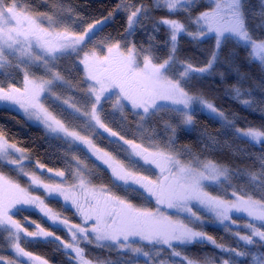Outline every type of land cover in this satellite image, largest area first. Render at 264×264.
Wrapping results in <instances>:
<instances>
[{
    "label": "snow or ice",
    "instance_id": "1",
    "mask_svg": "<svg viewBox=\"0 0 264 264\" xmlns=\"http://www.w3.org/2000/svg\"><path fill=\"white\" fill-rule=\"evenodd\" d=\"M195 3L196 0H153L155 9L166 10L168 15L153 21L147 46L137 45L129 38L138 29L145 28L144 21L152 19L151 10L142 0L118 5V11L127 13L126 35L120 39L108 37L88 48L95 38L97 25L102 21L89 23L80 31L72 20L78 14L71 7L65 8L63 3L59 5V12L49 14L37 12L27 0L23 4L21 0H0V74L9 76L8 83L0 82V102L18 106L29 119H35L70 148L76 142L87 146L96 159L111 170L114 187L140 192L148 203L154 200L157 206L155 209L147 205L138 206L105 185L94 186L86 178V165L75 156L76 169L67 178L65 171L47 168V172L60 178L59 182L42 175L46 166L39 161L36 169L41 173L29 171L24 164L30 159L25 155L26 150L10 143L0 131V162L15 166L13 170L30 182L26 188L18 179L0 171V230L7 234L10 248L17 258L48 264L47 260L33 256L21 246L23 234L59 242L75 264H93L86 257L83 244L109 248L119 255L130 252L146 258L145 264L154 259L153 251L165 250L171 257H179L180 264H185V261L186 264H200V261L185 256L180 246L205 241L226 253L227 258L206 260L204 264H264V152L253 156L237 149L253 160V166L241 172L204 158L202 153H194L187 146L178 147V132L195 126L194 105L202 106L221 123L224 137L232 135L264 145V125L241 129L236 125L235 115L229 117L214 103L189 90L191 81L212 75L228 41L243 44L249 49V58L264 67V38H255L247 27L243 0H211L198 13L193 11ZM65 12L67 17L62 15ZM182 13L183 17L177 18ZM112 15L109 13V17ZM161 25L168 32V39L162 42L157 41L155 35ZM181 35L191 37L193 41L207 37L215 41L203 65L179 58L178 40ZM161 44L169 50L164 58L156 55ZM64 57H74L83 69L79 86L82 97L78 100L63 99V103L72 109L71 115L81 121L85 132L67 126L46 106L48 96L56 87H73L71 80L55 70V62ZM11 69L22 74V87L11 81ZM232 95L245 108L264 110L259 109L254 98L250 94L245 95L239 87L233 89ZM56 99L62 97L57 95ZM158 100L169 101L172 107L167 110L176 113L179 120L164 123L162 133L149 136V143H144L143 139L127 138L113 130L106 121L104 102H111L113 111L120 113L130 106L139 119L136 131L143 136L147 131L144 122L165 110L157 104ZM97 129L115 137V142H123L121 149L129 155L127 163L95 145L92 136L97 134ZM202 136L203 148L208 152L227 143L226 139L222 141L219 136L206 131ZM123 145H127V149ZM140 161L143 165L154 166L158 174L151 168H144ZM238 172L246 177L244 188L232 184ZM210 185L224 186L226 192L231 188L232 198L227 194H210L207 190ZM32 186L43 188L49 195L63 197L75 208L81 223L71 222L54 212L39 196L31 194ZM18 205L38 207L53 224L63 225L70 239L65 240L54 231H46L40 224L35 225L37 231H29L14 219V215L23 210L22 207L17 208ZM194 205L225 227V222L237 223L230 213L246 214L250 218L243 225L247 231L243 234L232 231L242 245L218 243L202 229L197 230V225L205 223V217L194 209ZM162 207L184 215L182 218L174 217L163 212ZM133 241L141 243L135 245ZM0 264H25V260L0 255Z\"/></svg>",
    "mask_w": 264,
    "mask_h": 264
},
{
    "label": "trees",
    "instance_id": "2",
    "mask_svg": "<svg viewBox=\"0 0 264 264\" xmlns=\"http://www.w3.org/2000/svg\"><path fill=\"white\" fill-rule=\"evenodd\" d=\"M145 7L151 10V20H145V28L138 29L130 40H134L137 45L147 46L149 43L148 33L152 30L153 21L159 20L168 15L166 10L155 9L152 0H142ZM24 3V0H21ZM27 3L32 6L37 12H59V5L63 3L65 8H73L75 13L72 20L75 21L74 26L78 30L83 31L87 24L94 21H102L97 25L95 30V38L88 48L100 44L108 37L117 39L126 35V17L127 13L123 10H117L118 5L124 3H133V0H27ZM245 6V13L247 17V27L251 34L257 38H264V2L263 0H243ZM202 1L195 4L194 13L206 8ZM109 13L113 15L109 17ZM67 17V13H63ZM183 13L177 18H182ZM100 25V26H99ZM157 41H165L168 39V32L165 26L161 25L160 30L155 34ZM215 41L211 37L199 41H193L191 37L181 35L178 40V56L181 60H191L193 63L203 65L209 58L213 50ZM168 48L161 44L156 50V55L164 58L168 55ZM56 71H59L65 79L71 80L73 87L71 89L61 88V93L58 94L63 99H76L82 97L83 93L79 90L82 82V72L77 66L74 57H64L56 61ZM11 72V81L17 86H22V74L15 69L9 70ZM39 75V74H38ZM0 82L8 83V74H0ZM239 87L245 95H251L256 101L259 109H264V67L258 62H253L249 58V49L238 41H228L222 48L219 61L216 64L215 71L210 76L196 79L189 84V90L194 95L201 96L203 99L214 103L218 108L222 109L226 115L236 117V125L241 129H246L248 126L256 128L264 125V110H252L245 108L243 105L233 99V89ZM105 118L108 125L127 138H135L140 141L141 133L136 131V121L130 116L127 109L123 112H114L112 104L109 102L103 103ZM50 108V107H49ZM51 112L58 118L63 119L67 126L74 127L82 132L80 121L73 118L69 108L63 105L53 104ZM195 126L190 130H180L178 132L179 144L178 147L187 146L193 150L194 153H202L204 158L211 159L221 165L231 168L233 171L240 170L241 172L246 168L253 166V160L249 156L243 155L237 149H242L244 152L252 153L253 156H258L264 152V145L254 144L246 138L237 139L232 135L224 137L222 135L223 128L218 120L211 116L205 115L195 111ZM179 117L176 113L168 111L167 109L158 112L150 120L144 122L147 131L143 133V142L149 143L148 137L163 131V125L166 122L178 121ZM78 124V125H75ZM76 126V127H75ZM0 131L4 133L10 143H15L18 147L26 150L27 157L36 165V162L51 168L53 170H63L68 176L71 172L73 162L72 157H77L84 161V163L92 168L88 160L83 157V152L80 149L72 150L62 139H51L46 132L38 126L27 122L18 113L0 106ZM208 132L219 136L222 141L226 139L227 143L222 144L220 148L215 151L208 152L204 150L202 140L203 132ZM95 145L103 151L110 152L117 159L127 163L128 158L124 151L117 143H111L103 138L93 139ZM28 168H31L29 166ZM0 171L12 179H17L14 172L8 169L0 162ZM246 177H242L237 173L233 178L232 184L234 187L244 188ZM92 184L105 185L112 189L118 195H121L131 201L133 204L142 206L147 205L152 208V204L148 203L144 196L138 192L123 191L119 187H114L110 177L105 173H99L95 178H89ZM22 184V183H21ZM23 185V184H22ZM207 190L212 195H225V187L216 185L215 187H208ZM227 190L231 191V188ZM31 194L41 196L37 191H32ZM50 203V208L60 215L71 217L70 212L62 211V208L56 202ZM56 203V204H55ZM203 216V215H202ZM205 217V216H204ZM236 220V224L225 222V225L213 224L206 220L203 225H197V230H203L208 235H211L218 243L225 245H237L242 242L238 241L233 235L232 231H239L241 234L247 230L243 227L250 219L244 217H232ZM14 219L20 221L21 224H40L46 231H54L56 235L67 239L64 233L57 229H52L43 222L39 217L33 213L19 211L14 215ZM253 223H259L252 221ZM29 231V227H26ZM231 230V231H230ZM137 242L135 245H139ZM9 242L5 238V234L0 230V255L8 259H16L17 257L8 249ZM21 246L29 251L33 256L39 257L41 260H47L48 264H74L68 257L63 254L57 243L47 241L31 242L22 239ZM82 247L86 249V257L93 262V264H145L146 258L142 256H135L132 253H125L119 255L117 251L108 248L95 247L92 244H83ZM183 254L190 259L200 261L204 264L206 260H218L220 258H227L226 253H222L211 243L205 241L202 243H195L187 246H180ZM147 250V249H146ZM257 251V250H253ZM154 259L148 264H180L179 257H171L168 250L163 252L153 251ZM26 263V260H25ZM186 264V261H185Z\"/></svg>",
    "mask_w": 264,
    "mask_h": 264
},
{
    "label": "rangeland",
    "instance_id": "3",
    "mask_svg": "<svg viewBox=\"0 0 264 264\" xmlns=\"http://www.w3.org/2000/svg\"><path fill=\"white\" fill-rule=\"evenodd\" d=\"M201 1H202L205 5H208V4L211 2V0H196V3H195V4H197L198 2H201ZM152 2H153V0H152ZM263 2H264V0H263ZM153 5H154V4H153ZM99 26H100V25H99ZM239 43H240V42H239ZM77 66L79 67V69L81 70V72H83L82 66L78 65V63H77ZM38 74H40V73H38ZM22 86H23V83H22ZM22 86H21V87H22ZM61 88H63V87H56L55 90H54V93L51 94V95H49V96H48V99L46 100V106H47V107H50V108H49L50 111H51V107L53 106V103H54V102L59 103V104H62L64 107H67V105H65V104L63 103L62 100H57V99H56V96H57L58 94L61 93V92H60V91H61ZM46 95H47V94H46ZM157 104L163 106L164 109H168V108L172 107L171 103H170L169 101H166V100H158V101H157ZM0 106H3V107H5V108H7V109H9V110H12V111L18 113L19 115H21V116H22L27 122H29L30 124L35 125V126H38V127H41V128L46 132V134H47L49 137H51V139H56V138L53 137L52 134H50V133L45 129V127H44L42 124H40L39 122H37L35 119H29L28 116L23 112V110L20 109L18 106H16V105H11V104L8 103V102H0ZM67 108H68V107H67ZM69 109H70V108H69ZM126 109H127V111L129 112L130 116L133 118V120L136 121V124H138L139 119H138V117H136V116L132 113V111L130 110V106L126 107L125 110H126ZM194 109H195V111H198V112L203 113V114H205V115L211 116V114H209L208 111H207L206 109H203L202 106H200V105H194ZM70 111L72 112V109H70ZM211 117H212V116H211ZM57 118H58V117H57ZM144 124H145V123H144ZM144 126H145V125H144ZM96 135H99L100 137L104 138L105 140H111V139H112V137H110V136L108 135V133L103 132L102 129H97V134H96ZM141 139L144 140V138H143L142 136H141L140 140H141ZM63 141H64V140H63ZM64 142H65V141H64ZM120 146H121V144H120ZM78 148H79L82 152H84V154H86L87 156L89 155V156H90L91 158H93L94 160H97L96 157L92 154V152L87 148V146L82 145V144H79V142H78ZM13 155L16 156V155H18V154L13 153ZM25 155L27 156L26 153H25ZM89 156H88V158H90ZM137 159H138V158H137ZM97 161H99V160H97ZM99 162H100V161H99ZM1 163H3L4 166H6L8 169H11V170H13V168L15 167V166L7 165L6 162H1ZM24 164H25L27 167L32 166L31 168H28L29 171L35 170V171H37V173H41V170L36 169V167L34 166V164H32V162H30L29 159L25 160V161H24ZM140 164H141L144 168H151V170H152L154 173L158 174V169H155L154 166L143 165V161H140ZM153 169H154V170H153ZM107 170H108V173H109V175H110V179H111L112 184H113V180H114V178L111 176V170L108 169V168H107ZM14 174L17 175V179L23 184L22 186H24V187H26V188L29 187V183H30V182L27 180V177H23V176H21V175L18 173V171H14ZM42 175H43L44 177H51V178H53V179L59 178V177H52V176H51L48 172H46L45 170H43ZM59 180H60V178H59ZM69 183H71V182H69ZM116 183H119V182H116ZM94 186L99 187L98 185H94ZM215 186H216V185H210L209 187H215ZM119 188L122 189L123 187H119ZM30 189H31L32 191H37V192H39V193L41 194L40 198H41L42 200H44L45 203H47L48 201H54V202L57 201L58 204H59V206H61L62 208H67L69 211H71L72 213H74V214L72 215V217H73V219L76 220V223H81V218H80L79 215L76 214V210H75V208L72 207L70 203H66V202L63 200V197H60V196H58V195H56V194L49 195V194H48L43 188H37V187H35V186H32ZM123 189H124V188H123ZM125 191H126V190H125ZM140 191H142V190H140ZM131 192H134V191H131ZM135 192H137V191H135ZM138 193H140V192H138ZM226 193H227V195L229 196V198H232V197H231V191L227 190ZM32 195H34V194H32ZM150 203H151L152 206H153L152 209H155V208L157 207L156 204H155V201H154V200H152ZM21 207L23 208V210H22L23 212H29V213H33V214L37 215V216L39 217L40 220H42L43 222H46L47 225H48L49 227H51L52 229H54V228H59V229H61V230L63 231L64 235L66 236L67 240L70 239V236H69L67 230L64 228V226L61 225V224H58V223H57V224H53L52 221H50V220L44 215V213H42V212L40 211V209H39L38 207L31 206V205H23V206L18 205V206H17V208H21ZM194 209L197 210L201 215L205 216V217H206V220H208L209 222H211V223H213V224H216V225H219V223L216 222L214 219L209 218V214H207V213L203 212V210L199 209L198 206H195V205H194ZM13 211L15 212L16 210L14 209ZM162 211L165 212L166 214H171V215H173L174 217H178V218H182L183 215H184V214H182V213H177L176 210H174V209H168L167 207H162ZM54 212H55V211H54ZM230 216H231V217H236V216H237V217H244V218L250 219V218L247 217V215L244 214V213H236V212H232V213H230ZM22 225H24L25 227H29L30 231H37L35 225H34V224H29V223H27V221H25V223H23ZM2 231H3V230H2ZM4 234H5V238L8 240L7 234H6V233H4ZM22 239H26L27 241H30V240L33 241L34 239H39L40 241H47V240H49V238H48L47 240H45V239H43V238L25 237V236H23V234H21V241H22ZM137 242H139V241H133L134 244L137 243ZM139 243H141V242H139ZM93 246L98 247V246H96V245H93ZM61 248H62V246H61ZM99 248H100V247H99ZM102 248H104V247H102ZM8 249H9V251H11L13 254H15V253L11 250L10 245L8 246ZM108 249H109V248H108ZM62 250L64 251L63 248H62ZM64 252H65V251H64ZM65 256L69 258L68 255H65ZM16 259H24V260H26V258H16ZM69 260H71V259L69 258ZM71 261H72V260H71ZM72 262H74V261H72ZM25 264H40V261H39V260H35V261H27V260H26V263H25ZM74 264H75V262H74Z\"/></svg>",
    "mask_w": 264,
    "mask_h": 264
},
{
    "label": "flooded vegetation",
    "instance_id": "4",
    "mask_svg": "<svg viewBox=\"0 0 264 264\" xmlns=\"http://www.w3.org/2000/svg\"><path fill=\"white\" fill-rule=\"evenodd\" d=\"M53 104H58V105H62V104H59V103H56V102H54ZM109 104H112L111 102H109ZM112 109H113V107H112ZM54 115V114H53ZM80 121V120H79ZM80 123H81V121H80ZM75 125H78V124H75ZM80 126H81V128H82V132H85L86 130L84 129V127H83V125H82V123L80 124ZM76 127V126H75ZM89 135H92L91 133H89ZM92 138L93 139H99V138H102V137H100L99 135H94V136H92ZM104 139V138H103ZM63 141V140H62ZM106 141H108V142H111V143H117L119 146H120V144L122 145L123 144V142L122 141H119V142H115L116 141V138L115 137H112V139L111 140H106ZM67 144V143H66ZM68 145V144H67ZM68 147H69V145H68ZM127 145H123V148L124 149H127ZM70 148V147H69ZM120 148H121V146H120ZM70 149H72V150H75V149H79L78 148V142H76V144L75 145H73V147H71ZM124 153H125V155H126V157L127 158H129V155H128V152H125L124 151ZM89 156V155H88ZM88 156L86 155V154H84V152H83V157H85L89 162V164H91L92 165V168L91 167H88L85 163H84V161L83 160H81L82 161V163L84 164V165H86V168H85V174H86V178L87 179H89V178H91V177H93V178H95V176L97 175V177H99V173H105V174H107L109 177H110V175H109V173H108V170H107V166L106 165H104V164H102L101 162H99V161H97V160H94L93 158H91L90 156V158H88ZM72 159H73V157H72ZM72 162H73V164H72V167H71V172H74L75 171V169H76V160L75 159H73V160H71ZM31 162V161H30ZM3 164V163H2ZM33 164V163H32ZM34 166L36 167V165L34 164ZM32 167V166H31ZM11 170V169H10ZM154 170V169H153ZM13 172H14V170H12ZM46 171V170H45ZM47 172V171H46ZM70 172V173H71ZM153 172V171H152ZM49 173V172H48ZM154 173V172H153ZM52 177H55L54 175H53V173H49ZM17 176V175H16ZM69 176V175H68ZM67 175H66V178L68 177ZM52 180H54V181H56V182H59V178H56V179H53V178H51ZM68 182H71V180L69 179L68 180ZM93 185H95V184H93ZM98 185V184H97ZM98 186H100V185H98ZM122 190L123 191H125V189H123L122 188ZM48 202H50V201H48ZM46 203L47 205H48V207H51L50 206V203ZM51 202H54V201H51ZM57 204H58V202L57 201H55ZM55 203V204H56ZM59 205V204H58ZM61 207V206H60ZM62 208V207H61ZM54 211V210H53ZM62 211H68V212H70V215H71V217H66V216H64V215H61L62 217H64V218H67L69 221H71V222H74V223H76V220L75 219H73V217H72V215L74 214V213H72L71 211H69L67 208H62ZM55 229H57V230H59V231H61L62 233H63V231L61 230V229H59V228H55ZM24 240H26V239H24ZM49 240L50 241H53V242H55V243H57V246H58V248H59V250L63 253V254H65V252L62 250V248H61V246L59 245V242H57V241H54V240H52V238H49ZM65 240H67V239H65ZM31 241V240H30ZM37 241H40L39 239H34L33 241H31V242H37ZM92 245H94V244H92ZM66 255V254H65Z\"/></svg>",
    "mask_w": 264,
    "mask_h": 264
}]
</instances>
